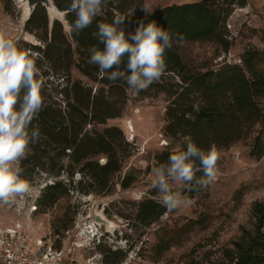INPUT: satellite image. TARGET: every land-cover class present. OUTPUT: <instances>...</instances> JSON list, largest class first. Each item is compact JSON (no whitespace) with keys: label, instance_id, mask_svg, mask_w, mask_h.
Wrapping results in <instances>:
<instances>
[{"label":"trees","instance_id":"obj_1","mask_svg":"<svg viewBox=\"0 0 264 264\" xmlns=\"http://www.w3.org/2000/svg\"><path fill=\"white\" fill-rule=\"evenodd\" d=\"M4 1L8 9L10 0H0ZM53 1L58 10L65 13L64 21L75 19L67 12L70 0ZM247 5V0H200L166 6L146 16L143 0H107L103 14L78 35H68L61 20L52 23L47 9L39 5L26 22L24 31L37 37L41 44L12 38L35 61L44 101L38 117L31 123V128L38 129L41 137L37 143L29 145L30 151L21 161L23 172L29 167L30 180L37 169L58 178L71 168L73 179L75 167L82 165L80 171L88 170L92 182L104 188L108 185V177L121 169L118 129L87 130L89 125L96 128L122 117L130 100L131 89L124 80H111L100 73L98 66L88 63V49L103 47L93 36L97 23H111L117 17L124 18L123 26L129 31L139 23H156L172 38L171 48L165 51L164 72L146 90L136 91L140 98L164 93L170 100L165 136L180 142V148L157 154L156 167L166 163L170 154L186 150V136L205 151L212 145L217 151L229 148L246 138L264 122L260 105L264 97V69L261 67L264 50L247 51L241 59L242 65L225 63L216 69L195 71L184 61L178 44L203 40L232 44L228 21L237 7ZM74 72L80 77L75 78ZM255 148L260 155L264 153L261 138L257 139ZM100 155L107 157L104 165L93 160ZM67 157L71 162L65 165L63 159ZM196 175L200 177L203 173ZM129 184L127 181L123 187L128 188ZM71 189H75L73 180L68 184L56 181L47 185L40 203L50 208ZM203 190L197 188L187 192L196 196ZM164 211L153 200H148L141 204L138 218L148 220L151 225ZM252 211L257 219L256 229L225 253L227 264H264V201L255 202ZM169 244L170 239L161 241L159 251Z\"/></svg>","mask_w":264,"mask_h":264},{"label":"rangeland","instance_id":"obj_2","mask_svg":"<svg viewBox=\"0 0 264 264\" xmlns=\"http://www.w3.org/2000/svg\"><path fill=\"white\" fill-rule=\"evenodd\" d=\"M196 1L200 0H143L144 12L147 16L166 6ZM247 1L243 11L231 17L232 44L216 40L178 44L181 56L191 69L207 71L225 63L242 65L241 59L247 51L264 50V0ZM2 3L0 30L6 31L8 38H24L41 44L37 37L24 31L27 21L19 1L10 0L8 9L6 2ZM57 17L65 22L60 15ZM261 67L264 69V62ZM73 75L80 77L76 72ZM129 97L122 117L96 128L87 127L89 131L118 129L121 169L108 177V185L103 188L92 182L88 170L80 171L82 165L75 167L73 179L72 169L68 168L58 178L37 169L30 180L27 167L23 177L29 183L30 192L24 195L22 206L0 203V228L17 225L39 236L44 232L42 225L46 226V235L51 226L53 235L59 234L63 239L70 232V245H84L76 255L81 264H227L225 253L256 229L253 204L264 201V153L260 155L255 148L257 139L261 138L264 149V122L246 138L218 150L216 179L196 196L185 191L195 202L182 211L169 212L159 203L151 186L157 154L180 148V142L165 136L169 97L161 93L157 97L140 98L135 90L129 92ZM260 105L264 113V97ZM93 160L104 165L107 157L100 155ZM63 162L68 165L71 161L67 157ZM72 180L75 189L60 197L52 207L44 208L40 199L47 185L56 181L68 184ZM127 181L129 187L124 188L123 183ZM148 200L165 209L151 225L148 220L138 218L141 204ZM96 215L114 222L115 228L110 230L104 223L97 226L95 238L80 236L91 221H96ZM169 239L170 246L159 251L161 241Z\"/></svg>","mask_w":264,"mask_h":264},{"label":"clouds","instance_id":"obj_3","mask_svg":"<svg viewBox=\"0 0 264 264\" xmlns=\"http://www.w3.org/2000/svg\"><path fill=\"white\" fill-rule=\"evenodd\" d=\"M106 2L70 0L67 12L75 19L64 22L65 32L78 35L89 28L103 14ZM123 25V17L97 23L93 36L103 47L88 49V63L98 66L109 79H122L129 89L143 91L164 72L165 51L171 48L172 38L156 23H139L133 31ZM38 73L35 61L18 47L16 40L8 38L6 31L0 30V203L22 206L24 195L30 192L21 161L27 157L29 145L41 137L38 129L31 128L44 104ZM184 140L186 150L170 154L166 163L152 169L151 186L169 212L191 206L195 201L185 191L205 188L217 175L216 146L205 151L190 137ZM197 172L203 175L197 177Z\"/></svg>","mask_w":264,"mask_h":264},{"label":"built area","instance_id":"obj_4","mask_svg":"<svg viewBox=\"0 0 264 264\" xmlns=\"http://www.w3.org/2000/svg\"><path fill=\"white\" fill-rule=\"evenodd\" d=\"M244 8L237 7L233 15L242 12ZM42 231H47L46 226L42 225ZM44 232L33 236L17 225L0 228V264H81L76 255L84 246L70 245V232H67L65 239L53 235L51 226L47 235Z\"/></svg>","mask_w":264,"mask_h":264},{"label":"water","instance_id":"obj_5","mask_svg":"<svg viewBox=\"0 0 264 264\" xmlns=\"http://www.w3.org/2000/svg\"><path fill=\"white\" fill-rule=\"evenodd\" d=\"M21 1L28 4L29 12L26 21L30 19V17L32 16V14L39 5H42L47 9L49 16L51 17L53 16L52 23L54 22V20H61L59 17H57V15L61 14L62 17L64 18L65 13H62L58 10L53 0H21ZM100 219L103 220V217L96 215V221H99ZM100 224H104V223L102 222Z\"/></svg>","mask_w":264,"mask_h":264},{"label":"bare ground","instance_id":"obj_6","mask_svg":"<svg viewBox=\"0 0 264 264\" xmlns=\"http://www.w3.org/2000/svg\"><path fill=\"white\" fill-rule=\"evenodd\" d=\"M18 1H19L20 5H21V8L23 9V16H24V19L26 20L27 15H28V12H29L28 11L29 10L28 4L22 2L21 0H18ZM61 17H62V15H61ZM129 125H130L131 129L134 130V127L132 126V124L130 123ZM135 196H137V194H135ZM102 222L105 223V224H107V226H108V228L110 230H113L115 228V226H116L114 222L108 221L103 216V220L100 219L99 221H91L90 227L87 226L88 228L87 229H84V231L80 234V236L87 237V238H90V237L94 236L96 233H98V232H96L97 231V225L99 226L100 223H102ZM81 244L82 243L78 244L79 247H83L84 246V245H81Z\"/></svg>","mask_w":264,"mask_h":264},{"label":"crops","instance_id":"obj_7","mask_svg":"<svg viewBox=\"0 0 264 264\" xmlns=\"http://www.w3.org/2000/svg\"><path fill=\"white\" fill-rule=\"evenodd\" d=\"M0 9H4L2 2H0Z\"/></svg>","mask_w":264,"mask_h":264},{"label":"flooded vegetation","instance_id":"obj_8","mask_svg":"<svg viewBox=\"0 0 264 264\" xmlns=\"http://www.w3.org/2000/svg\"><path fill=\"white\" fill-rule=\"evenodd\" d=\"M98 226V225H97Z\"/></svg>","mask_w":264,"mask_h":264}]
</instances>
